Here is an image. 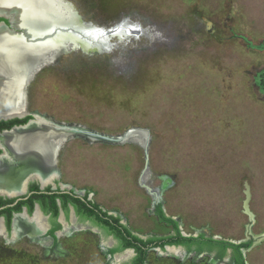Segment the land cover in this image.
<instances>
[{"label": "rangeland", "instance_id": "rangeland-1", "mask_svg": "<svg viewBox=\"0 0 264 264\" xmlns=\"http://www.w3.org/2000/svg\"><path fill=\"white\" fill-rule=\"evenodd\" d=\"M70 1L97 29L120 27V36L93 55H64V69L45 67L30 87L31 109L104 135L144 128L150 141L140 129L118 143L62 133L70 137L59 156L63 178L143 236L173 231L157 203L187 234L264 236V0ZM163 176L170 187L152 191ZM86 233L97 246L88 241L77 264L124 259L127 251L105 259L98 236ZM263 236L246 252L248 264H264ZM61 252L52 258L63 260ZM42 253L27 236L0 237V256ZM189 253L152 249L151 260L217 264Z\"/></svg>", "mask_w": 264, "mask_h": 264}, {"label": "flooded vegetation", "instance_id": "flooded-vegetation-1", "mask_svg": "<svg viewBox=\"0 0 264 264\" xmlns=\"http://www.w3.org/2000/svg\"><path fill=\"white\" fill-rule=\"evenodd\" d=\"M0 22H2L1 28L4 30L24 33V30L12 24L11 17L0 15ZM48 50L51 51V47H49ZM67 54L69 53H63L56 61L50 60L38 72H36L34 78L29 84L27 103L25 105V107L27 106V114L24 117L19 118L18 116L13 115L23 113L25 107L21 112H16L8 116H0V136L10 133L13 128L22 131L26 135H29L30 132L35 128H48L52 134L47 136V143L44 144L45 151L43 154H45L44 157H46L44 159H38L39 161L31 159L33 158L34 154L28 149V147L31 145L29 144L28 139L21 146L22 152H19L21 155H17L20 156L18 159L24 160L20 162H23L28 165V167H30V170L24 176L21 182L22 191L24 190V184H26V191L22 194H19L22 191L18 193H10L0 190L12 195L17 194L14 196H9L6 193H0V237L8 240V238L12 236L17 238L27 236L30 242L41 247L43 253L41 256H35V258H33L31 254L0 256V264H77L80 262L81 258L84 257L85 244L88 241H91L95 246H97V241L94 237L87 235V230H92L98 236L101 246L99 247L104 250L106 254L104 257L105 259H114L118 254L127 251L124 259L118 264H133V259L136 256V250L131 247L124 248L123 250L119 251L113 250L119 246L118 238H116L113 234L106 233V231L101 226L95 224L91 218H87L85 215V204L87 201L85 194L87 191H83L82 195L76 193L75 189L71 187L69 183L63 178L61 168L59 166V156L62 152V149L64 148V143L67 142L70 137L61 136L62 133H69L65 129L60 128V124L69 123L55 119L47 113H41L36 109H31L30 107L29 93L32 83L36 82L40 72H42V70L49 65L57 64L63 69L68 67L63 60L64 55ZM31 120H33L34 123L28 125ZM61 129L62 131H59ZM53 135H57V137H53ZM55 139H62L61 148L57 154H55L56 151L53 152V149H50V144ZM5 153L6 150L0 143V158L4 156ZM43 165H45L47 168L45 174H41L38 169ZM43 183L45 185H43ZM54 194L59 195L56 197L57 209L54 208L52 202V195ZM69 195L72 197H79L80 201H70L71 199ZM67 199L69 201H67V205L65 207L63 201H66ZM88 200H92L91 192L89 193ZM108 212L109 214L119 215L111 213L110 211ZM119 216L121 217V223L127 224L123 222L124 218L121 215ZM18 217H21L23 220L20 231H17L15 227L16 218ZM202 233L204 232L195 233L197 235L188 234L186 236H198ZM204 234L207 237H212L218 240H232L215 235H209L207 233ZM149 236L151 235H148V237ZM106 238L109 243L103 247L102 242ZM246 241H251V245L244 248L240 247L241 253L244 249L249 250L252 248L251 246L253 244L254 238L247 239ZM242 242V239H240L234 243ZM166 246L164 247L165 249ZM179 246H182L187 252H196L198 255L208 253L211 255L212 262L217 264H239L237 256H235L234 249L231 247L226 248L225 252L222 254V248L212 244H210V246L203 247L193 245L191 248H188L184 245ZM155 248L157 247H152L150 249ZM58 250H60V252L62 250L61 256H64L65 259L64 257L63 260H56L52 258L54 253ZM102 250L101 252L103 253ZM243 255L245 257V264H248L244 252Z\"/></svg>", "mask_w": 264, "mask_h": 264}, {"label": "bare ground", "instance_id": "bare-ground-1", "mask_svg": "<svg viewBox=\"0 0 264 264\" xmlns=\"http://www.w3.org/2000/svg\"><path fill=\"white\" fill-rule=\"evenodd\" d=\"M0 10L7 12L14 10V24L21 27L27 37H23V34H11L0 28V116H8L24 110L27 103V84L39 64L43 61L55 60L69 47L93 52L101 42L91 41L83 34L89 31L93 35L99 29L86 21L70 0H0ZM49 47L51 51L48 50ZM61 127H64L63 129L70 135H81L84 139L95 142L128 141L114 140L110 135L94 132L75 123L60 124ZM138 131L140 130L135 132ZM50 135L52 134L48 128H35L29 135L15 129L0 136V143L6 150L5 155L0 158V190L10 193L22 191L21 182L30 167L17 161L20 157L17 155H21L19 152H22L21 146L28 139L31 144L28 149L34 154L31 159L39 161L38 159L46 157L43 154L44 144L47 143L46 138ZM61 140L55 139L51 143L50 149L56 151L55 154L61 148ZM39 171L45 174L46 166H41ZM162 178L163 185L152 191L161 193L170 187L169 178L167 176ZM22 221L21 217L16 218L17 231H20ZM262 236L256 237L259 239ZM170 253L176 254V249L171 248Z\"/></svg>", "mask_w": 264, "mask_h": 264}, {"label": "trees", "instance_id": "trees-1", "mask_svg": "<svg viewBox=\"0 0 264 264\" xmlns=\"http://www.w3.org/2000/svg\"><path fill=\"white\" fill-rule=\"evenodd\" d=\"M89 193L90 192L87 191L85 194V198L87 199L85 204L86 217L91 218L94 223L101 226L106 233L113 234L116 238H118L119 246L114 248V251L123 250L128 247L134 248L136 250V256L133 259V264H145L148 251L152 247L164 248L166 245H184L191 248L193 245L203 247L210 246V244L222 248V254L225 252L226 248H233L239 264H245V257L243 252L241 253L240 247H249L251 245V241L234 243L227 240H218L212 237H207L204 233L199 234L198 236L183 235L180 229V222L165 213L162 203H157L155 208L156 215L161 222L172 226L174 233L168 235H151L145 239L135 234L127 224L121 223V217L119 215L109 214V212L99 204L92 200H88ZM58 196V194L52 195V202L55 209H57L56 197ZM70 199V201H80L79 197L70 196ZM67 201L69 200L67 199L66 201H63L65 207L67 205Z\"/></svg>", "mask_w": 264, "mask_h": 264}, {"label": "water", "instance_id": "water-1", "mask_svg": "<svg viewBox=\"0 0 264 264\" xmlns=\"http://www.w3.org/2000/svg\"><path fill=\"white\" fill-rule=\"evenodd\" d=\"M0 15H6V16H8V17H11V21H12V24L14 25V26H16L15 24H14V17H15V14H14V10H11L10 12H7V11H1L0 10ZM1 26H2V22H0V28H1ZM16 27H18V28H20V29H22L21 27H19V26H16ZM23 30V29H22ZM8 32H10L11 34H23V33H21V32H14V31H11V30H7ZM88 39H90L91 41H95V42H101L103 45H105V44H107L108 43V40L109 39H111L112 37H114V36H120V27L118 28V27H116V28H113V29H110V30H104V31H101V30H97V33L96 34H93L92 35V32H86V33H83ZM23 37H26L24 34H23ZM27 38V37H26ZM25 38V39H26ZM76 49H74V48H71V47H69V48H67L66 49V52L67 53H70V52H72V51H75ZM79 50V49H78ZM102 50V49H101ZM65 51V50H64ZM63 51V52H64ZM81 51L84 53V54H87V55H93V54H95V53H97V52H99L100 50H97V51H93V52H88V51H84V50H82L81 49ZM63 52L60 54V55H62L63 54ZM65 53V52H64ZM60 55L55 59V60H51V61H56L57 59H59L60 58ZM50 60H47V61H44V62H42L41 64H39L37 67H36V69H35V72H34V74H33V76H32V78H31V80L34 78V76H35V74H36V72H38L46 63H48ZM31 80L28 82V84H27V93H28V87H29V84L31 83ZM27 114V106L25 107V110H24V112L23 113H21V114H17V115H13V116H18L19 118H22V117H24L25 115ZM32 123H34V121L33 120H31L29 123H28V125H30V124H32ZM62 128V127H61ZM64 128V127H63ZM138 129H140V130H142V132L146 135V137L147 136H149L148 135V130H146V129H144V128H137V127H133V128H129L128 130H126L123 134H120V135H110V136H112V137H114V140H119V139H125V140H135V139H133V138H135V137H137V132H135L134 133V131H136V130H138ZM13 130H15V128H13L11 131H13ZM101 134H103V133H101ZM148 141H150V137H149V140ZM150 145V143L148 142V144H147V148H148V146ZM149 151H148V149L146 150V166H145V170L144 171H146V170H148L149 169ZM17 161L18 162H20V161H24V160H21V159H18L17 158ZM28 166V165H27ZM39 169V168H38ZM43 185H45L44 183H43ZM147 187H149V186H147ZM26 191V184H24V190H23V192H21V193H19V194H22V193H24ZM75 192L76 193H79V194H83V191L82 192H79L78 190H76L75 189ZM0 193H6L7 195H9V196H14V195H17V194H14V195H12V194H10V193H7V192H2V191H0ZM249 198H250V193H249V191L247 190V200H246V205H247V202H248V200H249ZM159 201H161V199L159 198ZM173 218H175V217H173ZM176 219V218H175ZM124 223H126L125 222V220L123 221ZM136 233V232H135ZM137 235H139V236H141V237H143V238H147L148 236H143V235H140V234H138V233H136ZM183 234L184 235H188V234H186V233H184L183 232ZM194 235H197V234H194ZM251 235H252V237L254 238V241H253V244H252V246H254L255 244H257L259 241H260V239H258L256 236H254V234H252L251 233ZM251 237H248L247 239H250ZM247 239H244V240H242V241H246ZM230 241H233V242H237V241H235V240H230ZM251 246V247H252ZM168 247H174V248H179V247H182V246H177V245H172V246H170V245H167L166 246V248H168ZM248 251V249H244L243 250V252H244V254L246 255V252Z\"/></svg>", "mask_w": 264, "mask_h": 264}, {"label": "crops", "instance_id": "crops-1", "mask_svg": "<svg viewBox=\"0 0 264 264\" xmlns=\"http://www.w3.org/2000/svg\"><path fill=\"white\" fill-rule=\"evenodd\" d=\"M169 226V225H168ZM173 228V227H172ZM171 233H174V229H173V231L172 232H170V233H168V234H171ZM168 234H164V235H168ZM148 236V235H147ZM171 248H174V247H169V248H161V247H157V248H155V249H158V250H160V252L161 253H164V252H169L170 251V249ZM174 249H176V254H172V255H177V250L178 251H185V253L186 254H190L189 252H187L186 250H184V248L183 247H179L178 249L177 248H174ZM181 249H183V250H181ZM151 250L152 249H150L149 251H148V255H147V258H146V264H153V262H152V260H151V258H152V255H151ZM153 258H154V256H153Z\"/></svg>", "mask_w": 264, "mask_h": 264}]
</instances>
